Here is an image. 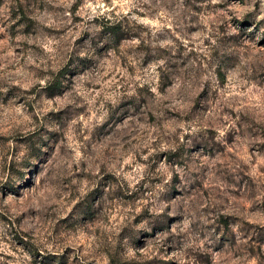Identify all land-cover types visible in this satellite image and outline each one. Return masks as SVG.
Segmentation results:
<instances>
[{
	"label": "rangeland",
	"instance_id": "obj_1",
	"mask_svg": "<svg viewBox=\"0 0 264 264\" xmlns=\"http://www.w3.org/2000/svg\"><path fill=\"white\" fill-rule=\"evenodd\" d=\"M0 264H264V0H0Z\"/></svg>",
	"mask_w": 264,
	"mask_h": 264
},
{
	"label": "trees",
	"instance_id": "obj_2",
	"mask_svg": "<svg viewBox=\"0 0 264 264\" xmlns=\"http://www.w3.org/2000/svg\"><path fill=\"white\" fill-rule=\"evenodd\" d=\"M114 34V32H113ZM124 39V38H123ZM63 74V72L61 73ZM62 77V75H61ZM60 77V78H61ZM60 79L57 78L53 83H51V85H49V87L47 88V92H49V95L51 97H54V96H58L60 95L61 91H62V85H61V82H59Z\"/></svg>",
	"mask_w": 264,
	"mask_h": 264
}]
</instances>
